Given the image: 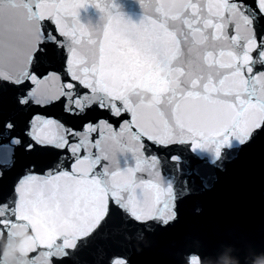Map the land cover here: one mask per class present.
<instances>
[{
  "label": "snow or ice",
  "instance_id": "snow-or-ice-1",
  "mask_svg": "<svg viewBox=\"0 0 264 264\" xmlns=\"http://www.w3.org/2000/svg\"><path fill=\"white\" fill-rule=\"evenodd\" d=\"M139 2L132 23L112 0H0V241L23 232V264H105L176 220L174 153L264 140V0Z\"/></svg>",
  "mask_w": 264,
  "mask_h": 264
},
{
  "label": "water",
  "instance_id": "water-1",
  "mask_svg": "<svg viewBox=\"0 0 264 264\" xmlns=\"http://www.w3.org/2000/svg\"><path fill=\"white\" fill-rule=\"evenodd\" d=\"M112 3L132 23L143 18L139 0ZM80 22L98 30L105 24L94 7L82 12ZM174 154L180 161L162 163L161 187L172 191L176 220L167 227L154 222L142 239L113 247L105 264L124 258L132 264H188L190 254L202 264H264V140L225 149L219 158L187 149ZM134 163L129 155L122 167ZM26 239L21 232L0 241V264H23Z\"/></svg>",
  "mask_w": 264,
  "mask_h": 264
},
{
  "label": "clouds",
  "instance_id": "clouds-1",
  "mask_svg": "<svg viewBox=\"0 0 264 264\" xmlns=\"http://www.w3.org/2000/svg\"><path fill=\"white\" fill-rule=\"evenodd\" d=\"M162 227H164V226H162Z\"/></svg>",
  "mask_w": 264,
  "mask_h": 264
}]
</instances>
